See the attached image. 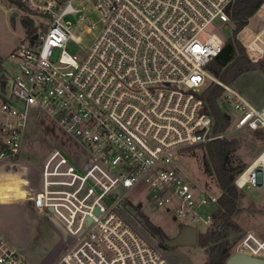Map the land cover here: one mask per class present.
Instances as JSON below:
<instances>
[{
  "label": "built area",
  "instance_id": "2783aa9c",
  "mask_svg": "<svg viewBox=\"0 0 264 264\" xmlns=\"http://www.w3.org/2000/svg\"><path fill=\"white\" fill-rule=\"evenodd\" d=\"M15 1L34 30L12 53L17 70L0 90V161L21 156L35 111L48 114L79 150L76 157L50 151L40 173L26 180L25 200L72 237L54 264H169L123 219L122 209L131 191L146 187L151 207L184 226L214 225L220 197L183 178L177 158L238 131L264 132V106L231 85L215 79L230 120L224 133H215L202 98L209 66L227 42L213 25L231 22L238 0H92L101 30L85 57L67 48L82 42L80 25L88 34L99 29L86 23L93 7L85 0ZM244 48L252 64L264 62V30ZM229 108L240 113L236 121ZM235 185L264 191V150ZM235 252L264 259V242L249 234ZM0 264H30L1 233Z\"/></svg>",
  "mask_w": 264,
  "mask_h": 264
},
{
  "label": "rangeland",
  "instance_id": "374dc122",
  "mask_svg": "<svg viewBox=\"0 0 264 264\" xmlns=\"http://www.w3.org/2000/svg\"><path fill=\"white\" fill-rule=\"evenodd\" d=\"M85 4L93 7L86 15V23L93 20L99 29L88 34L83 30V24L80 25L82 42H71L67 47L68 52L80 57H85L90 52L101 30V17L94 9L93 1L85 0ZM17 6L15 0H0V78L4 77V80H11L17 70V61L12 57V53L22 45L28 44L24 17ZM38 20L40 19H35L36 22ZM76 20L72 16L67 18L71 23H76ZM213 26L220 28L227 41L234 37L232 22L223 23L218 20ZM263 30L264 9L260 8L243 30L236 34V38L247 46ZM215 79L220 80L212 74V78L207 82L208 87L216 84ZM231 86L252 105L264 106V62L254 64L251 70L241 74ZM218 104L225 112L223 101L219 100ZM228 110L231 120L236 121L240 113L234 108ZM25 134L21 156L9 162L0 161V233L9 244L22 249L30 264H54L72 242V237L52 215L39 214L33 205L25 200L30 192V183L26 193L24 180L29 181L34 174L40 173L50 151L62 149L76 157L79 150L73 139L42 111H35L30 116ZM232 137L238 139L241 145L232 157V161L237 165L249 166L264 150L263 131L243 130L236 132ZM200 146L183 150L177 158V166L183 178L220 197L221 191L215 178L208 176L204 170L205 149ZM19 173L23 175L24 180ZM238 191L239 211L233 216L232 225L224 232L232 246V254L236 253L237 246L249 234L264 242V191L251 186ZM128 200V207L122 209L123 219L146 243L159 248L169 264L207 262V252L198 244H174L184 223L175 220L164 208H152L149 204L148 188L137 187L130 192ZM149 224L160 228L171 245H167L166 240L163 241L154 233ZM206 230L208 229L199 228V234Z\"/></svg>",
  "mask_w": 264,
  "mask_h": 264
},
{
  "label": "trees",
  "instance_id": "16d2710c",
  "mask_svg": "<svg viewBox=\"0 0 264 264\" xmlns=\"http://www.w3.org/2000/svg\"><path fill=\"white\" fill-rule=\"evenodd\" d=\"M263 2L264 0H238L230 12L234 25V37L226 42L221 54L209 66L211 73L227 85H231L241 74L251 70L254 65L249 61L246 50L236 38V34L243 30ZM23 24L27 33L31 35L34 30L32 21L25 18ZM223 92L224 89L215 84L210 85L202 94L206 111L215 120L214 131L216 134L226 132L230 125L228 115L223 112L218 104V99ZM240 146L239 140L234 137L217 139L200 146L205 149L204 170L208 176L215 178L221 191L214 212V225L206 232L199 234L198 245L205 249L208 256L205 264H226L227 259L232 255V246H230L224 232L232 225V218L239 211L240 193L235 185V180L247 166L235 164L232 157ZM149 225L163 241L167 239L160 228Z\"/></svg>",
  "mask_w": 264,
  "mask_h": 264
},
{
  "label": "water",
  "instance_id": "95a60500",
  "mask_svg": "<svg viewBox=\"0 0 264 264\" xmlns=\"http://www.w3.org/2000/svg\"><path fill=\"white\" fill-rule=\"evenodd\" d=\"M16 16V14L14 15ZM38 36L35 35L34 39H37ZM199 241V231L194 227L184 226L180 234L178 235L177 240L174 242H181L185 245H196ZM167 245H171L168 240L165 241ZM226 264H264V259L254 257L250 254L244 252H237L232 254L226 261Z\"/></svg>",
  "mask_w": 264,
  "mask_h": 264
},
{
  "label": "crops",
  "instance_id": "0c3cea01",
  "mask_svg": "<svg viewBox=\"0 0 264 264\" xmlns=\"http://www.w3.org/2000/svg\"><path fill=\"white\" fill-rule=\"evenodd\" d=\"M18 7V6H17ZM19 9V8H18ZM260 9V8H259ZM15 15V14H14ZM16 16H18V14H16ZM24 17V16H23ZM26 17H24V19H25ZM23 19V20H24ZM30 19V18H29ZM31 20V19H30ZM32 21V23H33V28H34V22H33V20H31ZM232 22V21H231ZM28 34V33H27ZM29 35V34H28ZM242 44V43H241ZM1 79V87H3L4 85H5V80H4V77H1L0 78ZM17 173V172H16ZM20 174V176H21V178H22V180H24L23 179V175L21 174V173H19ZM24 182H25V180H24ZM26 183V182H25ZM26 185V184H25ZM1 205V204H0Z\"/></svg>",
  "mask_w": 264,
  "mask_h": 264
},
{
  "label": "bare ground",
  "instance_id": "6f19581e",
  "mask_svg": "<svg viewBox=\"0 0 264 264\" xmlns=\"http://www.w3.org/2000/svg\"><path fill=\"white\" fill-rule=\"evenodd\" d=\"M25 182H26V181H25ZM25 184H27V182H26ZM24 188H25V190H26V193H27V187H26V185H25V187H24ZM27 196H28V194H27Z\"/></svg>",
  "mask_w": 264,
  "mask_h": 264
}]
</instances>
